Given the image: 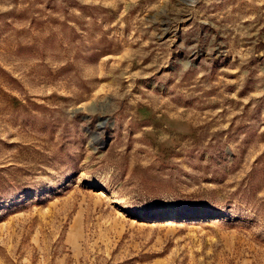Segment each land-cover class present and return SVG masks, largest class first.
Wrapping results in <instances>:
<instances>
[{"label": "rangeland", "instance_id": "rangeland-1", "mask_svg": "<svg viewBox=\"0 0 264 264\" xmlns=\"http://www.w3.org/2000/svg\"><path fill=\"white\" fill-rule=\"evenodd\" d=\"M0 264H264V0H0Z\"/></svg>", "mask_w": 264, "mask_h": 264}, {"label": "bare ground", "instance_id": "bare-ground-1", "mask_svg": "<svg viewBox=\"0 0 264 264\" xmlns=\"http://www.w3.org/2000/svg\"><path fill=\"white\" fill-rule=\"evenodd\" d=\"M171 214H173V213H171Z\"/></svg>", "mask_w": 264, "mask_h": 264}]
</instances>
